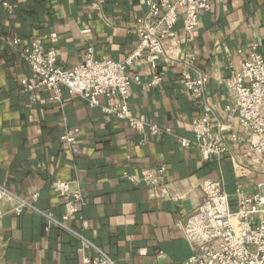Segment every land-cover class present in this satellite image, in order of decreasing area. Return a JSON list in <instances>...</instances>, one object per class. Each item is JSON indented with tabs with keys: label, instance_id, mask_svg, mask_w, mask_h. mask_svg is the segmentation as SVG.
Here are the masks:
<instances>
[{
	"label": "crops",
	"instance_id": "crops-1",
	"mask_svg": "<svg viewBox=\"0 0 264 264\" xmlns=\"http://www.w3.org/2000/svg\"><path fill=\"white\" fill-rule=\"evenodd\" d=\"M211 9L192 36L180 19L164 39L170 62L161 59L152 69L145 55L130 68L141 79L131 87L130 111L170 131L153 137L108 120L100 107L66 91L62 102L45 89L26 93L22 81L36 79L13 47L17 38L29 43L47 36L45 47L57 50L58 64L67 70L84 63L89 49L96 60L124 61L139 46L145 0H10L9 9L0 3V185L24 199L39 193L37 208L59 219L65 200L56 182L74 183L86 202L63 221L71 233L30 210L18 217L10 203H1L4 264H83L97 258L98 250L116 264H186L193 251L179 224L202 203L201 183L223 179L234 206L237 190L253 193L264 183L257 158L243 146L232 145L218 163L203 162L195 146L180 144L195 141L192 121L203 113L185 90V77H208L206 100L217 111L215 119L228 123L230 67L254 48L264 53V0H211ZM154 76L162 81L153 86ZM72 128L80 131L78 153L62 143ZM233 128L244 134L237 123ZM232 155L239 156L237 165ZM162 167L167 174L160 186L128 180Z\"/></svg>",
	"mask_w": 264,
	"mask_h": 264
},
{
	"label": "built area",
	"instance_id": "built-area-1",
	"mask_svg": "<svg viewBox=\"0 0 264 264\" xmlns=\"http://www.w3.org/2000/svg\"><path fill=\"white\" fill-rule=\"evenodd\" d=\"M30 1V0H28ZM4 8H10V0H0ZM146 16L138 26L140 42L138 48L124 61L116 62L109 58L96 60L93 49H89L84 63L65 69L58 64V52L48 49L47 36L34 37L29 43L20 39L14 40L13 47L18 50L24 63L29 65L36 81H22L26 93L35 94L45 89L52 94V100L62 102L64 92L75 95L92 107H100L106 118H115L127 122L134 131L149 132L153 137L170 133L157 125H150L146 119L136 117L130 111V90L134 84H140L139 76L130 74L136 60L146 55L152 69H157L159 61L167 58L164 39L174 34L175 26L182 19L185 33L192 36L199 26L200 16L210 12L211 0H145ZM89 31H85L87 33ZM56 34L50 35V39ZM152 85L162 79L154 76ZM208 77L186 78L183 81L185 90L202 105V114L192 121L195 135L193 143L180 139L185 149L195 146L203 162L220 163L231 151L232 145L243 146L249 155L257 158L258 175L264 176V53L254 50L238 67H230L228 88L233 103L224 111L228 114V123L215 119L216 110L206 100ZM106 98L107 103L101 104ZM237 123L244 134L234 131ZM62 137L65 149L78 153L74 149L78 128H72ZM238 164L239 156L230 157ZM167 168L162 167L154 173L140 177L130 176L128 180L147 187H157L165 181ZM264 183L256 191L246 193L237 190V205L227 192L223 179L203 181L200 189L203 193L202 203L190 213L183 224H179L184 238L192 248L193 255L186 264H264ZM55 190L65 200L62 219L52 214H45L37 208L39 193L30 199L17 196L5 185H0V204L8 202L12 212L22 216L26 210L41 214L53 225L68 232L63 221L78 215L86 206L82 192L74 183L58 181ZM4 213L0 207V217ZM87 243V242H86ZM95 259H85L83 264H116L111 256L98 250ZM3 246L0 241V264H4Z\"/></svg>",
	"mask_w": 264,
	"mask_h": 264
}]
</instances>
